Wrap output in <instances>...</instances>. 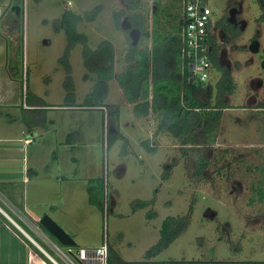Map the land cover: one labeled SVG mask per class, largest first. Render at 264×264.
Listing matches in <instances>:
<instances>
[{"label":"rangeland","instance_id":"obj_1","mask_svg":"<svg viewBox=\"0 0 264 264\" xmlns=\"http://www.w3.org/2000/svg\"><path fill=\"white\" fill-rule=\"evenodd\" d=\"M14 1L21 7L13 18L16 36L11 33L8 52L0 50V70H8L15 81L5 87L11 99L0 105V130L9 127L13 138L35 139L26 152H13L12 169L22 181L25 169L32 171L37 164L51 192L38 196L32 184L26 189L21 184L18 200L10 201L29 216H49L78 246L99 247L106 235L111 258L123 263L196 259L264 263V110L256 108L264 101V51L250 49L255 38L264 46V0L263 8L257 0H208L214 20L241 2L248 22L244 31L237 29L227 48L236 90L218 100L223 111L213 144L204 139L200 128L205 125L200 126L194 115L188 122L173 120L167 115L171 109L164 108L153 113L151 123L147 114L138 118L114 77L115 72L123 76L132 46L140 49L147 43L138 40V29L133 35L123 29L126 18L140 12L150 26L157 21L160 35H171L183 15V1L71 0L72 5L69 0ZM67 10L82 19L73 32L76 41L62 25ZM7 16L1 19L0 31ZM9 31L7 25L8 39ZM110 48L114 67L104 68L102 75L104 79L111 68L114 78L102 83L92 61L97 55L107 57ZM221 78V70L212 66L211 85ZM199 97L217 102L214 92L210 99L206 92ZM91 103L107 107L91 108L87 105ZM114 107L117 112H110ZM116 115L120 117L115 123ZM187 127L192 131L184 135ZM198 158L208 163L201 176H196ZM94 178H101L103 185L91 196L88 188ZM258 185L263 189L256 195ZM4 191L0 189L6 195ZM0 204L8 210L1 199ZM168 217L176 226L186 218V226L162 247Z\"/></svg>","mask_w":264,"mask_h":264},{"label":"trees","instance_id":"obj_2","mask_svg":"<svg viewBox=\"0 0 264 264\" xmlns=\"http://www.w3.org/2000/svg\"><path fill=\"white\" fill-rule=\"evenodd\" d=\"M180 1V0H179ZM183 1V0H181ZM136 6H133V9L137 10ZM183 6V3L181 2ZM155 7L158 6V1L153 5ZM137 12V11H136ZM144 15H141L140 12L134 13V16L131 15L129 17V21L137 22L135 26H139L145 28L148 24L147 16L144 18ZM181 17V16H180ZM62 25L66 29L68 33H70V39L76 41L73 32H76L77 23L81 17L69 10H67L63 15ZM78 19V20H77ZM73 20V21H72ZM82 20V19H81ZM154 20L152 23V31H151V39L153 41V50L150 51H141L135 50V48H131L132 54L135 58V62H129L123 72V76H119L116 72L114 74V70L110 68L107 70V76L104 79H112L113 74L116 77V80L119 82L123 94L128 103L134 105L135 113L140 115L149 114L151 107H155L157 105V96L160 95L166 101V108L171 109L168 110V117L172 115L173 120L177 118H181L184 122H188L189 120H197L200 123V126L204 128H200L202 134H204V139L209 143H215L217 139V128L219 125V120L221 118V112L214 110L213 105H211L210 100H203L199 97L200 92H206L208 90L211 91V85L208 90L200 89L189 79L188 68L186 64V60L181 53V48L184 43V25L176 26V33L168 35L163 33L160 35L159 25ZM146 34V37H149V33ZM88 50V49H87ZM110 52H107V57L102 58L101 56L94 57L92 62L93 69L97 71L100 75V82L104 83L103 79V70L106 67L111 66L114 67V49L110 48ZM90 51V50H88ZM93 52V51H92ZM102 55V54H101ZM157 61L161 63L162 61L165 63L164 67L170 69L171 71L167 73L166 71L159 72L156 66ZM92 69V70H93ZM182 69V70H178ZM112 74L109 76V74ZM118 75V76H117ZM158 76V77H157ZM113 77V78H114ZM124 82H123V80ZM129 81L126 83V81ZM178 89L175 92L174 89ZM222 90L228 95H232L236 90V85L230 83V81H224L222 83ZM90 107H99L104 104L99 103H91L87 104ZM157 107V106H156ZM259 107L264 108V102L259 104ZM175 108V109H174ZM118 115L113 117V121L116 123V119ZM196 121V122H197ZM210 125H213L212 127ZM191 128L187 127L184 129V135L191 133ZM189 144V143H186ZM184 144V146H186ZM191 146V145H190ZM207 162L202 158H198L197 167L201 168L206 165ZM103 180L101 178L91 179L90 186L88 188L91 196L94 194L95 189L98 187H102ZM262 190L259 189V193L262 194ZM186 219V218H185ZM183 218L179 219V223L177 226L171 217H168L163 224L162 235H161V245L162 247L169 246L184 230L186 224ZM176 226V227H174ZM78 246V245H76ZM159 249L149 251L147 253L148 257L156 254ZM111 264H125L120 262L119 260H110ZM127 264H260L257 261H227V260H182V261H169V262H158V261H140V262H132Z\"/></svg>","mask_w":264,"mask_h":264},{"label":"built area","instance_id":"obj_3","mask_svg":"<svg viewBox=\"0 0 264 264\" xmlns=\"http://www.w3.org/2000/svg\"><path fill=\"white\" fill-rule=\"evenodd\" d=\"M72 5V1H68ZM183 24L186 60L189 79L197 87L207 90L212 64L209 58L212 9L208 0H183ZM103 107V106H102ZM0 214L7 225L22 236L35 250L51 264H111L107 236L101 246L86 248L64 246L41 224L40 219L25 214L0 192ZM127 264V263H125Z\"/></svg>","mask_w":264,"mask_h":264},{"label":"crops","instance_id":"obj_4","mask_svg":"<svg viewBox=\"0 0 264 264\" xmlns=\"http://www.w3.org/2000/svg\"><path fill=\"white\" fill-rule=\"evenodd\" d=\"M8 1L9 0H0V17H1V15H3V10L6 7V4L8 3ZM154 8H157V7L154 6ZM156 11L157 10L155 9L152 12L153 16H154V14L157 13ZM180 16L181 17H179V24L183 26L184 25L183 24V16L181 14H180ZM11 20H13V19L6 20V23H4L2 26V31H0V50L3 49L4 52H6V51L8 52L9 47L12 45V44L10 45V41H9L10 39H12L11 33H12V36H14V38L16 36L15 33L13 32L14 25L11 24ZM128 21H129V19H128ZM119 22H120V19H119ZM129 22L132 24L131 27H133V28L136 27V29H138L141 32L140 39H138V40L140 41L144 38L147 41L146 44H144V45L142 44L143 46L140 49L138 48V46L135 47V45H133L132 48H135V50H141V51L147 50V51L151 52L153 50V41L151 39V31H152L151 26H152V24L150 26V23H148L147 27L142 28L139 26H135L138 21H136V22L135 21L134 22L129 21ZM0 23H1V21H0ZM7 25L11 29V32L10 31L8 32V34H10L9 39L5 35V30L7 28ZM122 27L125 31H127L129 33L128 30H129L130 26H126L124 28V26L122 25ZM144 32L145 33L147 32V34L149 33L150 36L146 37L145 36L146 34H144ZM129 35H131V34L129 33ZM184 51H185V41L183 43V47L181 48V53L183 56H184ZM128 53L130 54V55L128 54V57H130V58H128L129 62H135V58L132 54V51H129ZM164 65H165V63L163 61L161 63H159L157 61L156 66H157L158 71L161 72L164 70L167 73H169L171 70L168 69L167 67L165 68ZM0 66H2L1 63H0ZM178 70H182V69H178ZM14 81L15 80L10 77L8 70H3V69L0 70V105L5 104L7 102V100L11 99V96H9V95H11V92H9L8 88H7V90H5V87L10 86V83L13 84ZM156 99H157L156 100L157 101V105H156L157 107L152 106L150 113L148 114L149 115L148 120L150 123L152 122L151 118L153 116V113H155V111H160V109H164V108L166 109V101L167 100H164L163 97H161L160 95H158ZM161 101L164 102V106H161V104H160ZM129 104L131 105V107H134L133 104H131V103H129ZM112 105H115V104H112ZM102 106H106V105L104 104ZM102 106H99V107H102ZM28 107L29 108L40 107V105L28 104ZM160 107H162V108H160ZM91 108H96V107L93 106ZM112 111L114 113L117 112L115 107L110 112H112ZM135 115L138 118H141V116H138L137 114H135ZM119 117H120V115H118V118ZM7 124H9V123H7ZM151 126H152V124H151ZM8 129H9V127H7L6 130H0V189L2 191L5 190L4 192L6 193V195H4V196L6 198H8L9 200L17 201L19 194H20L19 189L21 188V184H22V186H24L25 189H26V186L28 184L29 185L32 184V189L37 192L38 196H47L49 191L51 192V187L49 186L48 182L44 180L45 178L42 179L41 167H39L36 164L35 167L31 168L32 171L29 170L27 172L25 169V171L23 173L24 176H23L22 181H18V179L16 177L19 174V172L17 173V171H15L17 169H12V168H14L12 163L15 161V158H16L15 156H13V152H15V150H16V151L21 153L22 149H24L26 152V149L35 143V139L30 137V136H25L23 138H13L12 137L13 135L8 132ZM156 134L159 135V133H156ZM75 136H77L76 140L78 141L81 138L80 137L81 133L79 132ZM14 139H18V140L15 141ZM16 142L21 143L20 147L18 145H15ZM144 142L145 141H143V143ZM13 143H15V144L13 145ZM66 144H68V143H66ZM152 146H154V145L152 144ZM154 147H156V146H154ZM30 174H32L33 176H30ZM63 181H64V179H63ZM22 208H24V203L22 204ZM38 219H40V218H38ZM110 260H113L111 258V256H110ZM246 261H251V260H246ZM253 261H257V260H253ZM0 264H51V263L44 256H42L37 250H35L22 236H20L18 233L13 231L7 225L4 217L0 214ZM260 264H264V263L260 262Z\"/></svg>","mask_w":264,"mask_h":264},{"label":"flooded vegetation","instance_id":"obj_5","mask_svg":"<svg viewBox=\"0 0 264 264\" xmlns=\"http://www.w3.org/2000/svg\"><path fill=\"white\" fill-rule=\"evenodd\" d=\"M257 1L260 2L261 6L263 8L261 1L260 0H257ZM20 10H21V7L18 5L17 2H15L14 0H9L8 3L6 4V7L3 10V15H1V17H0V21L4 17H6L8 14H9V16H7L6 19L7 20L13 19L14 16L20 12ZM10 13H11V16H10ZM263 17H264V8H263ZM13 22L14 21L11 20L12 25H13ZM126 22H127V26H130L129 30H128L129 33L133 35L136 27L135 28L131 27L132 24L128 21V19H126ZM247 25H248V22L242 16V3L241 2H234L230 6V8L227 11V13L225 14V16L223 18H220L219 20H214L213 19V13H212L211 23L209 25V29L211 32L210 33V42L211 43H210V48H209V58H210L212 66L220 69L222 72V78L219 79V82L217 83V85L215 87H213L211 85V83H209V86L211 85V91L208 90L209 86L207 88L208 91H206L209 99L212 97V94L214 92V97L217 100V102L215 104H211V105H213L214 110H217L220 112L223 111V109H222L223 105L220 104L218 100L223 95L224 96L228 95L227 93H225L222 90V83L224 81H230V83L235 84L230 79V75H229L232 71L231 70L232 69V62H231L230 57H229L230 53L227 49L228 45L232 41L233 37L237 34V29L239 27H241L244 31L245 28L247 27ZM250 49H251V51H255V52L264 51V46H262L261 41L258 38H255L253 40V43H252ZM232 61H234V60L232 59ZM234 69H237V68H234ZM255 80H259V79H255ZM259 82H261V81L259 80ZM261 86H262V82H261ZM261 102H264V101H259L256 104V108L264 110V108L259 107V104ZM225 107L227 108L228 106H225ZM197 147H200V146L198 145ZM207 165H208V163L201 168L197 167L196 176H201L202 175L201 171L204 168H206ZM259 189L262 190L263 187H261L260 185H258L256 187V189H255L256 195H258ZM258 201L262 202V200H259V199H258Z\"/></svg>","mask_w":264,"mask_h":264},{"label":"water","instance_id":"obj_6","mask_svg":"<svg viewBox=\"0 0 264 264\" xmlns=\"http://www.w3.org/2000/svg\"><path fill=\"white\" fill-rule=\"evenodd\" d=\"M40 224L62 245L76 246V241L52 218L45 215L40 218Z\"/></svg>","mask_w":264,"mask_h":264}]
</instances>
